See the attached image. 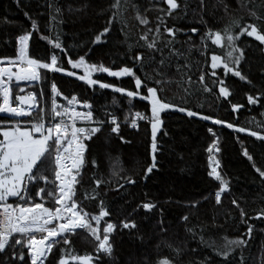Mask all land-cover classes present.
I'll return each instance as SVG.
<instances>
[{
  "label": "snow or ice",
  "instance_id": "6c2138e0",
  "mask_svg": "<svg viewBox=\"0 0 264 264\" xmlns=\"http://www.w3.org/2000/svg\"><path fill=\"white\" fill-rule=\"evenodd\" d=\"M46 3L50 17L47 27L57 29L54 39L50 35H41V39L52 46L47 62L29 55V41L33 32H39V27L27 12L24 15L31 20V31L16 38L15 57L0 58V65H4L0 66V264H52L50 257L56 255V250L59 257L54 264H119L113 237L115 233L125 231L151 248L136 264H247L245 250L254 230L249 221L264 220V208L254 217H248L239 201L233 198L231 203L239 209L240 223L246 225V231L231 239L222 236L217 240L210 232V229L223 225L217 222L215 214L210 220L201 221L197 216L198 200L187 202L184 206L189 211L177 220L183 236L179 228L175 235H170L173 223L151 200L137 203L127 216L113 222L111 206L105 197L108 190L119 192L124 189V184L108 189L110 181L102 176L97 178L95 171L89 177L88 187L83 181L89 166L97 168V160L87 158L88 142L102 133L106 125L121 142H128L120 136L118 117L107 111L105 118L96 117L91 103L79 100L74 94L65 96L55 80L49 84L47 97L43 88L38 93L27 91L25 94L20 82L39 85L48 81L47 73H61L83 81L90 88L111 89L126 97L130 105L137 98L146 102L145 112H135L130 124V127L137 128V120H142L150 128L151 162L145 167L144 178L158 167V133L164 124L162 113H183L188 118H198L264 141V134L260 131L184 106L197 86L202 93L215 96L217 101L221 98L227 101L233 113L243 108L244 105L232 103L229 99L233 93L226 80L231 76L255 89L254 94L244 93L247 105L264 108V87L253 84L241 67L242 62H246L242 37L254 38L259 42V51L264 53V0H213L210 9L206 0H147L146 5L144 0H109L98 13L107 14L105 26L89 42L88 51L75 59L60 39L59 24L63 22L65 7H62L61 0H46ZM238 9L244 10L247 19L236 14ZM66 10L69 13L80 11L73 9L70 3L66 4ZM153 12L156 13L154 17L150 16ZM217 12L222 15L217 17ZM206 16L223 19L225 23L222 28L214 29L209 26ZM129 17L136 22L139 33L135 42H129L132 30ZM185 24L189 26L184 27ZM115 25H119L124 36L119 43L127 44V51L123 54L127 62L116 70L102 63H89L86 57L92 50L91 45L107 43ZM210 45L220 48L221 54L210 50ZM64 57L72 70L62 66ZM77 69H82L83 74L73 71ZM40 70L46 71L42 75ZM260 71L264 74V68ZM93 73L128 77L134 87L129 90L101 82L93 78ZM261 79L264 80V75ZM172 86L181 93L179 104L169 102L163 95ZM14 89L18 91L14 93ZM61 97L66 104L58 102ZM113 103H117L115 97ZM78 105L86 111H78ZM260 115L264 116V112ZM125 120H128L127 115ZM257 127L261 124L258 123ZM207 131L214 137L206 149L210 169L207 175L219 182L214 198L215 204L220 205L222 193L229 190V181L218 171L219 137L212 127ZM163 134L167 135V132ZM242 154L252 162L264 189V168L257 166L247 149H243ZM46 172H51V178ZM112 175L116 176L118 172L113 171ZM121 178L126 184H136L131 176ZM85 201L94 202L98 211L87 210ZM49 204L53 206H47ZM141 210L145 219L154 214L158 216L147 237L133 218ZM227 219L234 217L229 213ZM81 232L91 239L92 253L81 255L75 252L72 238ZM261 248L264 249V244ZM256 264H264V250L256 257Z\"/></svg>",
  "mask_w": 264,
  "mask_h": 264
},
{
  "label": "trees",
  "instance_id": "16d2710c",
  "mask_svg": "<svg viewBox=\"0 0 264 264\" xmlns=\"http://www.w3.org/2000/svg\"><path fill=\"white\" fill-rule=\"evenodd\" d=\"M206 2L210 9L213 0H206ZM68 3L72 5L73 9H80V11L69 13L66 10ZM108 3L109 0H61V5L65 7V11L63 22L59 24L60 39L73 59L88 51L89 42L105 26L107 14L100 15L98 13ZM144 3L146 5L147 0H144ZM25 12L29 14L31 19L37 21L39 27V32H33L29 41V55L31 58H40L47 62L52 46L46 40L41 39V35H50L54 39L57 29L56 27L51 29L47 27L50 17L46 0H0V58L15 57L16 38L24 34L25 31H31V20L25 17ZM236 14L244 15L247 19V15L242 9H238ZM155 15L154 12L150 13L152 17ZM221 15L219 12L216 13L217 17ZM206 18L209 26L214 29L222 28L225 23L223 19L208 16ZM129 24L132 26L129 42H135L139 35L136 30L137 25L130 17ZM188 26V24L184 25V27ZM123 40L124 36L120 33L119 25H115L107 43L91 45L92 50L86 60L89 63H102L116 70L127 62L123 55L127 51V44L119 43ZM241 42L246 56V62H242L241 67L249 75L253 84L264 87V80L261 79L264 74L260 71L264 68V53L259 51V42L251 37H242ZM210 50H214L216 54H221V49L216 46L210 45ZM56 51L59 52V50ZM66 60L67 57H64L62 66L72 70L67 65ZM5 63L7 62L5 61ZM40 71L43 75L46 70ZM73 71H76L78 75L83 74L82 69ZM217 71L223 75L221 69ZM47 76L48 81L46 83L42 81L39 85L20 84V86L25 88V94L31 90L38 93L40 88H43L47 97L49 84L55 80L65 95L70 97L74 94L82 101H90L93 105L94 115L99 118H105V111H107L115 114L118 119L124 120L126 115L130 119L135 112L145 109L146 102H141L138 98L134 99L130 105L126 97L114 93L111 89H99L98 86L90 88L83 81L74 77H67L61 73L49 72ZM93 78L129 90L134 87L128 77L115 78L109 77L106 73H93ZM226 83L230 85V90L233 93L229 97L231 102L244 105L235 113L231 111V104L227 101L222 98L217 101L215 96L202 93L197 86L193 88L194 95L190 98L189 103L184 106L264 134V116L260 115L261 112H264V108L260 105H247L244 95L245 92L254 94L255 89L231 76L226 80ZM17 91L18 89H14V93ZM163 95L169 102L181 103L179 100L181 93L174 86L169 87ZM114 97L117 101L116 104L113 103ZM199 105H203V107L201 108ZM162 119L164 124L158 134L160 149L157 153L158 167L153 173L147 178L143 177L145 167L151 162L149 126L141 125L137 128H131L123 124L120 136L128 141L123 143L116 134L110 133L109 127L106 125L102 133H98L88 142L87 158L89 160L95 158L97 168L88 167L84 174V186L90 185L89 177L93 171L96 172L97 178L102 176L105 180L110 181L108 189H114L116 185L124 184V189L119 192L108 190L105 197L111 206L113 222L127 216L131 208L137 203L151 200L157 203L158 209H163L166 219L173 223L170 235H175L179 228L180 235L183 236L182 226L177 224V220L189 211L184 206L187 202L198 200L200 204L198 205L197 216L200 220H210L215 214L217 222L223 225L222 228L210 229L217 240H220L222 236H227L230 239L239 236L241 232L246 231V225L240 223L239 209L232 205V199L235 198L239 201L240 207L244 209L248 217H254L261 208H264V189L260 186L252 162L243 156L242 152L243 149H247L257 166L264 168V141L257 140L247 133H237L220 125H212L210 122L198 118H188L179 112L162 113ZM258 123L261 124V127H257ZM208 127H212L219 137L221 148L219 154L220 172L229 181V190L222 193L220 205L215 204L214 198L219 182L207 175L210 169L208 167L209 153L206 149L214 139L208 133ZM164 132H167V135H164ZM113 171H117L118 175L113 176ZM45 174L51 178V172ZM124 176H131L136 180V184H126L121 178ZM34 192L35 188H33ZM203 197H207V199H202ZM85 207L93 213L98 211L94 202L85 201ZM229 213L234 219H227ZM133 218L136 219L141 233L147 237L151 233L152 225L158 216L154 214L149 219H145V213L141 210ZM193 222H196L195 219ZM249 223L254 225L253 238L250 240L245 254L247 264H256V257L264 250L261 248V245L264 244V231H261L264 229V220H250ZM113 239L119 264H136L142 254L151 251L149 245H142L140 241L135 239V236H130L126 231L123 234L115 233ZM72 241L76 253L83 255L93 252L94 245L86 233L81 232L78 236L73 237ZM58 257L59 251L56 250V255L50 257L52 264Z\"/></svg>",
  "mask_w": 264,
  "mask_h": 264
},
{
  "label": "built area",
  "instance_id": "2783aa9c",
  "mask_svg": "<svg viewBox=\"0 0 264 264\" xmlns=\"http://www.w3.org/2000/svg\"><path fill=\"white\" fill-rule=\"evenodd\" d=\"M0 66H4V65H0ZM13 71H15V68H13ZM20 84H27L26 82H20ZM28 85V84H27ZM32 85H34V84H32ZM59 88V87H58ZM31 91H34V90H31ZM64 94V93H63ZM65 95V94H64ZM65 96H67V95H65ZM79 99V98H78ZM80 100V99H79ZM82 101V100H81ZM58 102L59 103H61V104H66V100H64L63 99V97H61V98H58ZM89 103H91L90 101H88ZM92 104V103H91ZM77 110L78 111H86V109H84V108H82V107H80L79 105L77 106ZM140 112H145V109H141V110H139ZM131 119H132V117L130 118V119H128V120H121V119H119V122H120V124H121V126L124 124V125H128V126H130V124H131ZM137 125H138V127H140L141 125H147L146 124V122L145 121H142V120H137ZM78 126H87V125H84V124H78ZM131 128H133V127H131ZM219 147H220V144H219ZM220 151H221V148H220ZM219 154H220V152L219 153H216V157H217V159L219 160V162H220V159H219ZM220 167H221V163H220ZM218 171H220V168L218 169Z\"/></svg>",
  "mask_w": 264,
  "mask_h": 264
},
{
  "label": "rangeland",
  "instance_id": "374dc122",
  "mask_svg": "<svg viewBox=\"0 0 264 264\" xmlns=\"http://www.w3.org/2000/svg\"><path fill=\"white\" fill-rule=\"evenodd\" d=\"M219 144H220V141H219Z\"/></svg>",
  "mask_w": 264,
  "mask_h": 264
},
{
  "label": "water",
  "instance_id": "95a60500",
  "mask_svg": "<svg viewBox=\"0 0 264 264\" xmlns=\"http://www.w3.org/2000/svg\"><path fill=\"white\" fill-rule=\"evenodd\" d=\"M159 134V133H158Z\"/></svg>",
  "mask_w": 264,
  "mask_h": 264
}]
</instances>
